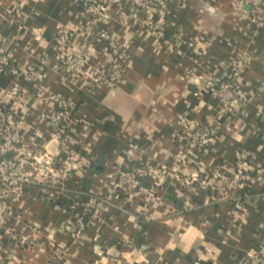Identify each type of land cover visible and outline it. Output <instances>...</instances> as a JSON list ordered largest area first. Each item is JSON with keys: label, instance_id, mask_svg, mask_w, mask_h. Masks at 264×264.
<instances>
[{"label": "crops", "instance_id": "obj_1", "mask_svg": "<svg viewBox=\"0 0 264 264\" xmlns=\"http://www.w3.org/2000/svg\"><path fill=\"white\" fill-rule=\"evenodd\" d=\"M258 2L255 23L251 7L234 0H168L171 36L163 44L158 19L130 5L121 12L111 3L110 20L93 23L74 0H0V46L20 70L0 77V123L14 124L31 152L11 173L12 183L25 184L22 195L2 196L17 241L0 229V264H141L145 257L153 264H245L258 251L264 264V0ZM102 32L113 40L110 53L95 45ZM73 51L88 58L80 78L62 63ZM239 61L248 100L240 112L221 115L203 81L224 77ZM115 76L120 81L111 85ZM62 107L72 112L67 132L81 157L64 184L45 173L61 153L48 115ZM199 125L217 133L215 148L191 145L185 129ZM239 158L256 169L249 191L213 189L212 179L230 176ZM149 164L165 170L159 186L144 184L140 196L115 190L119 171ZM196 171L205 186L190 181ZM2 177L0 171V185ZM84 191L97 199L94 208L79 214L77 203L62 205ZM77 215L85 231L72 242Z\"/></svg>", "mask_w": 264, "mask_h": 264}, {"label": "built area", "instance_id": "obj_2", "mask_svg": "<svg viewBox=\"0 0 264 264\" xmlns=\"http://www.w3.org/2000/svg\"><path fill=\"white\" fill-rule=\"evenodd\" d=\"M81 7L80 15L93 23L108 22L110 16L111 3L117 4L121 12L124 10V5H130L137 12H143L148 17L158 19L155 22V30L159 40L164 39L165 22L164 11L167 7L168 0H74ZM237 7L241 8L244 5L251 7L253 22L258 21L259 2L258 0H234ZM101 40L106 44L104 46L105 53H110V46L113 43L112 38L106 32L99 34ZM62 42L67 41L66 37L61 38ZM112 57V56H111ZM88 58L84 52L73 51L62 59L65 69L72 75L80 78L87 70ZM11 57L0 46V77L7 74L8 68H11L12 74L18 76L20 70L18 67L12 66ZM243 61L234 63L222 78H208L203 81V88L210 92L219 102V113L221 115H233L240 112L248 100L247 94L242 91L243 77ZM120 81L119 77L115 76L112 79L111 85H117ZM45 92L39 90L38 97L43 98ZM49 121L55 126L60 137L61 151L65 157L61 160L58 169L52 168L49 164L46 167V172H49L60 184L66 183L71 175L80 170V153L73 148L72 138L67 132L68 128L73 125L74 119L71 110L66 107L53 109L48 115ZM186 136L193 147L199 151H207L218 145L219 138L213 129L199 125L185 129ZM22 137L14 124L0 123V171L2 172L4 182L0 185V229H5L11 238L17 241V236L10 232L7 227V210L2 196L12 194L16 197L22 195L25 184L12 183L11 173L14 172L18 165L22 162L25 155L31 156V152L23 147ZM255 167L244 162L239 158L235 171L230 175L217 174L211 181L213 189L218 191H226L227 189L234 190L238 196L245 194L255 180L252 172ZM55 173V174H54ZM164 168L154 165H139L131 170L119 171L114 179L115 190L126 192L132 196H140L146 193L147 190L141 186L142 179H150L153 187L161 184ZM190 181L205 186L207 180L202 177L200 171L193 172L190 176ZM5 183L7 186L4 187ZM97 205V199L91 198L84 205V211H88ZM85 231V224L81 215H77L73 226L70 229L72 242L79 240ZM264 251V250H262ZM261 252H251L247 254L245 264H263L260 259ZM141 264H153L152 261L145 257Z\"/></svg>", "mask_w": 264, "mask_h": 264}, {"label": "trees", "instance_id": "obj_3", "mask_svg": "<svg viewBox=\"0 0 264 264\" xmlns=\"http://www.w3.org/2000/svg\"><path fill=\"white\" fill-rule=\"evenodd\" d=\"M164 36L165 37L162 40L163 44L170 43L169 42V38L171 36V27H170V24L167 21L165 22V35ZM105 44L106 43L103 40H101L100 37H99V35H98V37L96 38V43H95V45L97 46V48L98 49H103L104 46H105ZM12 66L17 67L14 63H12ZM6 70H7V74L5 75L6 77H10V78L15 77L12 74L11 68H8ZM64 157H65V154L61 151V153H60V155H59V157L57 159V162H56V164L53 167L54 169H58L59 168L60 162H61V160ZM246 161H248V160H246ZM134 168H132V169H134ZM127 170H131V169H127ZM255 174H256V169H255V171L252 172V175H255ZM150 183H152V181L150 179H147L146 178V179H142L141 180V186H143V187H144V184L146 186H150L151 185ZM152 187H153V183H152ZM89 199H90V197L89 196L87 197L86 196V192L84 191L83 194H81L78 199H76V200L75 199L74 200L73 199L65 200V201H63L62 205H64L67 208H69L71 204L77 203V207H79V209L77 210V212L79 211L78 213L81 214V212L84 211V205L89 201ZM6 236L9 237L12 240L11 234H7ZM143 237H144V239L141 237V241L143 242L144 245L145 244L147 245V235H143Z\"/></svg>", "mask_w": 264, "mask_h": 264}]
</instances>
